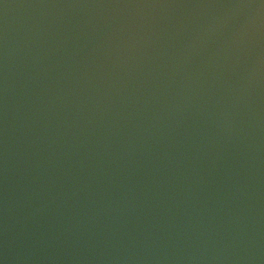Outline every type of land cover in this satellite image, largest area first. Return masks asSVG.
Returning a JSON list of instances; mask_svg holds the SVG:
<instances>
[{
  "label": "water",
  "instance_id": "95a60500",
  "mask_svg": "<svg viewBox=\"0 0 264 264\" xmlns=\"http://www.w3.org/2000/svg\"><path fill=\"white\" fill-rule=\"evenodd\" d=\"M0 264H264V0H0Z\"/></svg>",
  "mask_w": 264,
  "mask_h": 264
}]
</instances>
